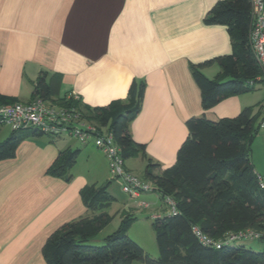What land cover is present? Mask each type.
Returning a JSON list of instances; mask_svg holds the SVG:
<instances>
[{
  "label": "crops",
  "instance_id": "1",
  "mask_svg": "<svg viewBox=\"0 0 264 264\" xmlns=\"http://www.w3.org/2000/svg\"><path fill=\"white\" fill-rule=\"evenodd\" d=\"M218 1L0 0V100L33 101L32 90L42 73L54 92L43 101L56 107L57 100L105 107L125 101L132 82H143L141 108L129 132L133 142L144 147L145 156L159 165L157 174L174 165L188 137L189 119L203 116L216 122L247 107H254L253 114L264 110L261 84L211 109L202 107L191 65L231 53L226 28L203 23ZM219 71L218 63L201 68L208 79ZM261 129L254 141L264 151ZM81 147L74 149L66 140L43 134L25 139L13 158L0 161V264H46L42 255L46 239L64 224L90 215L80 190L111 178L103 153L92 143ZM66 149L79 152L64 174L68 181L47 174L58 153ZM80 157L84 164L76 168ZM124 165L142 179L146 161L140 153ZM252 165L264 182L263 164ZM115 188L120 190L112 181L107 192L118 205ZM151 193L138 199L127 196L115 211L120 213L117 226L143 200L145 209L158 207L159 195ZM101 239L98 235L94 243Z\"/></svg>",
  "mask_w": 264,
  "mask_h": 264
},
{
  "label": "trees",
  "instance_id": "2",
  "mask_svg": "<svg viewBox=\"0 0 264 264\" xmlns=\"http://www.w3.org/2000/svg\"><path fill=\"white\" fill-rule=\"evenodd\" d=\"M203 23L224 26L231 43L229 55L191 65L202 107L208 110L228 97L253 92L263 72L248 40L250 0L218 1L206 13ZM212 63H218L220 71L208 79L201 68ZM46 77V73L38 77L32 90L33 100H48L54 95ZM144 89L143 82H132L125 101H113L105 107L89 108L72 100H57L55 105L75 108L89 122L106 128L124 161L140 153L146 161L141 180L150 183L160 201L165 197L173 200L175 216L151 218L157 258L150 257L128 237L133 220L129 216L122 218L116 232L94 243L114 218L107 212L115 202L107 192L111 179L80 190L81 202L90 215L64 224L46 239L42 247L46 264H264L263 252L241 245L217 250L204 247L192 232L197 227L217 240L227 233L250 229L261 233L260 242L264 241V191L258 186L259 176L251 163V146L263 119L261 110L253 114L254 107H247L233 118L216 122L203 116L189 119L188 137L178 149L174 165L155 174L159 165L145 156L144 147L133 142L129 132L130 123L140 111ZM13 102L0 100L3 104ZM41 136L33 129L11 132L0 142V161L13 158L25 139ZM78 153L68 149L59 152L47 174L68 181L69 176L64 174L73 167Z\"/></svg>",
  "mask_w": 264,
  "mask_h": 264
},
{
  "label": "built area",
  "instance_id": "3",
  "mask_svg": "<svg viewBox=\"0 0 264 264\" xmlns=\"http://www.w3.org/2000/svg\"><path fill=\"white\" fill-rule=\"evenodd\" d=\"M250 4L251 28L248 40L255 60L263 72L262 77L257 79V84L264 86V0H250ZM262 113L260 128L264 127V110ZM3 126L8 127L11 132L33 129L54 138L65 136L80 144L92 143L105 156L110 178L119 184L122 193L130 198L138 199L141 194L152 192L150 183L143 182L125 169L120 149L112 134L106 128L87 121L75 108L48 105L40 98L27 103H0V128ZM258 186L264 191V182L260 177H258ZM161 203L169 209L168 215L177 214L175 203L171 198L165 197ZM140 205L143 209L148 207L143 202ZM151 218L158 219L160 214H154ZM192 232L202 246L216 250L244 240L260 241L262 239L261 233L250 229L234 234L227 233L217 240L209 238L197 227H193Z\"/></svg>",
  "mask_w": 264,
  "mask_h": 264
},
{
  "label": "rangeland",
  "instance_id": "4",
  "mask_svg": "<svg viewBox=\"0 0 264 264\" xmlns=\"http://www.w3.org/2000/svg\"><path fill=\"white\" fill-rule=\"evenodd\" d=\"M262 132L263 130L261 129L259 131V135L262 134ZM9 134H11V131L8 127L6 126L1 127L0 142L5 140ZM59 140H66L67 142L71 144L72 147H74V149L82 148L80 143H78L77 141L73 139L67 138L65 136L60 137ZM75 147H78V148H75ZM253 161L257 163L259 162L263 164L262 166H264V151L261 149V147L259 146L258 148L256 147L255 141L253 142L251 146V163L252 164H253ZM83 164H84V158L80 157L76 168H82ZM142 177L143 176H141V178ZM114 193L117 195L116 197H117V200L119 201L118 205L114 202L110 206V208L107 210V212L111 216H114L115 219L112 220L111 223L103 231H101V233L99 234L101 238H104L117 231L118 229L117 225H118V222L120 221L119 220L120 213L119 215H117L115 211L119 210V204H122L126 199H128L127 198L128 195L122 193L117 188H115ZM143 201H144L143 203L146 204L147 201L146 200H143ZM138 208L139 209L137 210H132L131 212H129L130 215L129 214L124 215V216H129V218L133 219L131 221L132 224L129 228V231L127 232V235L145 253H147L153 258H156V255L158 253H157V248L155 244V232L152 227L153 220L151 219V215H152L151 213L152 211L157 210L159 212H156V213L158 214L160 213V215L165 216V215H168L169 209L162 205V208H163L162 210L161 204H158V207L150 206L148 209H143L140 203L138 205ZM235 245L244 246L247 249L252 250L253 252H263L264 253V242L244 240V241H240V242L233 244V246Z\"/></svg>",
  "mask_w": 264,
  "mask_h": 264
}]
</instances>
